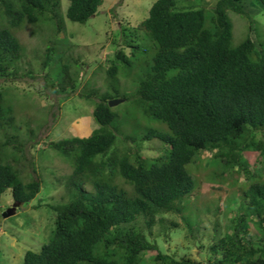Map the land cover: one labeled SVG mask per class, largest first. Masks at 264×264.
I'll list each match as a JSON object with an SVG mask.
<instances>
[{
  "label": "trees",
  "instance_id": "1",
  "mask_svg": "<svg viewBox=\"0 0 264 264\" xmlns=\"http://www.w3.org/2000/svg\"><path fill=\"white\" fill-rule=\"evenodd\" d=\"M67 1L62 13L61 0H0L1 77L12 74L22 58L23 46L15 32L25 24L43 18L59 32L65 18L84 24L103 4V0ZM258 1L264 5V0ZM179 2L156 0L136 29L147 34L154 51L147 57L150 61L135 96L140 114L152 124L141 128L140 121V132L127 135L135 145L119 148V129L113 126L118 114L108 105L115 98L126 100L115 82L122 72L120 65L133 66L134 61L123 46H117L108 59L106 91L98 95L96 88L86 86L79 95L94 102L92 114L98 127L87 136L49 143L73 165L66 182L71 198L46 205L54 213L52 235L39 251L27 250L23 264H145L144 254L154 252L151 264H264V182L255 179L259 175L249 169L244 155L255 152L264 166V137L257 141L255 136L264 131V41L250 31L232 45L228 13L253 21L244 0H217L209 10L200 5L180 7ZM133 41L123 40L132 55L138 47ZM54 52V47L47 48L43 61L47 69ZM45 80L53 84L48 73ZM57 81L61 86L56 92L69 88L73 93L79 87L68 63L62 64ZM4 101L0 89V125L6 122L11 127L14 118L5 117ZM4 136L0 203L9 190L14 202L26 204L39 193L41 181L37 174L28 182L21 179L18 156H9L6 149L13 145L21 152L22 143L5 128ZM153 139L162 143V149L154 158L144 157L140 143ZM204 151L212 153V163L224 172L233 170L247 181L229 230L221 234L215 223L205 263L164 253L150 237L163 215L185 209L184 197L195 189L188 165ZM184 220L190 232L192 225Z\"/></svg>",
  "mask_w": 264,
  "mask_h": 264
},
{
  "label": "rangeland",
  "instance_id": "2",
  "mask_svg": "<svg viewBox=\"0 0 264 264\" xmlns=\"http://www.w3.org/2000/svg\"><path fill=\"white\" fill-rule=\"evenodd\" d=\"M155 1L103 0L96 14L84 24L65 18L63 29L56 32L54 25L42 18L40 22L25 24L15 32L23 46L22 58L16 62L12 74L0 76V89L5 95V117L12 115L14 124L11 127L6 122L0 125V142L5 141L4 128L9 134L18 136L22 151L16 152L15 147L9 145L7 154L18 156L17 167L24 182L37 174L41 187L30 202L18 204L15 212L7 217L2 214L13 206L14 201L9 190L3 194L0 203V264H23L27 250L39 251L50 239L54 213L46 205L63 204L71 198L66 182L73 165L49 147V143L87 136L98 127L92 114L94 102L79 95L86 86L96 88L98 95L106 91V65L117 46H123L125 53L134 61L133 66L120 65L122 72L115 82L120 94L126 95V100L122 98V102L112 106L118 114L113 126L119 129L116 133L119 148L135 145L127 135L140 132V121L144 124L141 128L152 124L140 114L135 96L138 80L143 77L146 63L150 61L147 57L153 54L154 45L146 33L136 29L148 16ZM216 1L180 0L179 6L200 5L209 10ZM244 4L250 6L253 21L250 24L251 20L246 17L228 13L233 24L232 45L243 41L250 31L255 39L264 41V5L258 0H244ZM67 6L68 1L61 0L62 13ZM124 34L137 42L134 55L131 48L123 43V40L130 39ZM49 47H54L55 52L47 69L43 61ZM63 63L70 64L72 75L77 76L79 87L73 93L69 88L67 93L56 92L61 86L57 79ZM47 73L49 82L52 80L53 84L46 82ZM9 108L12 113L8 112ZM137 120L138 124L134 123ZM255 136L257 141L261 140L264 131H257ZM140 147L144 157L154 158L160 153L162 143L153 139L141 142ZM244 155L249 169L259 175L255 179L264 182L263 158L257 157L255 152L246 151ZM211 157V152H201L199 160L188 165L195 178V189L184 197L183 212L163 215V220L158 219L152 229L150 237L162 252L205 263L215 223H218L221 234L229 230L235 210L242 202L247 181L233 170L224 172L221 166L212 163ZM9 161L12 162V157ZM117 182L128 188L120 178ZM184 218H188L192 225L190 232ZM172 223H177V226ZM251 233L257 239L260 237L254 227H251ZM154 255L155 252L145 253L144 263L151 264Z\"/></svg>",
  "mask_w": 264,
  "mask_h": 264
},
{
  "label": "water",
  "instance_id": "3",
  "mask_svg": "<svg viewBox=\"0 0 264 264\" xmlns=\"http://www.w3.org/2000/svg\"><path fill=\"white\" fill-rule=\"evenodd\" d=\"M121 101H123V100H122V99L112 100V101H109V102H108V105H109L110 107H112V106L118 104V103L121 102ZM18 204H19V203L14 202L13 206H12L11 208H8L5 212H3L2 216H3V217H7V216H10L12 213H14V212H15V209L17 208V205H18Z\"/></svg>",
  "mask_w": 264,
  "mask_h": 264
},
{
  "label": "bare ground",
  "instance_id": "4",
  "mask_svg": "<svg viewBox=\"0 0 264 264\" xmlns=\"http://www.w3.org/2000/svg\"><path fill=\"white\" fill-rule=\"evenodd\" d=\"M109 86V85H108ZM114 100H116V99H114ZM112 101V100H111ZM122 102V101H121Z\"/></svg>",
  "mask_w": 264,
  "mask_h": 264
},
{
  "label": "clouds",
  "instance_id": "5",
  "mask_svg": "<svg viewBox=\"0 0 264 264\" xmlns=\"http://www.w3.org/2000/svg\"><path fill=\"white\" fill-rule=\"evenodd\" d=\"M14 204V203H13Z\"/></svg>",
  "mask_w": 264,
  "mask_h": 264
}]
</instances>
